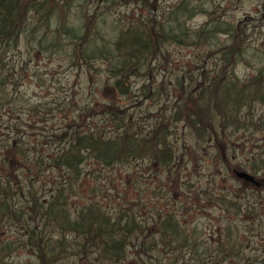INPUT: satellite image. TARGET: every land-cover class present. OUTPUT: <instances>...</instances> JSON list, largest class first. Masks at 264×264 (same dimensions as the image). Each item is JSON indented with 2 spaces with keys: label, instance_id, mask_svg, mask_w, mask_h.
Listing matches in <instances>:
<instances>
[{
  "label": "trees",
  "instance_id": "16d2710c",
  "mask_svg": "<svg viewBox=\"0 0 264 264\" xmlns=\"http://www.w3.org/2000/svg\"><path fill=\"white\" fill-rule=\"evenodd\" d=\"M192 1L157 15L148 0H0V229L16 228L0 239V264H16L8 257L17 248L35 264H264V29L256 48L245 43V22L213 16L191 30L184 23L202 8ZM98 2L105 10L141 2L147 14L131 12L117 28ZM23 39L38 52L61 51L69 67L88 70L101 59L118 101L133 96L132 77L141 79V100L166 91L152 67L165 44H211L207 57L216 59L209 69L194 61L186 83L174 78L177 96L156 115L121 101L74 113L64 96L53 109L68 112L56 119L50 105L17 93L21 73L39 79L14 71ZM252 59L255 68L239 77L237 64ZM235 167L258 186L236 181Z\"/></svg>",
  "mask_w": 264,
  "mask_h": 264
},
{
  "label": "rangeland",
  "instance_id": "374dc122",
  "mask_svg": "<svg viewBox=\"0 0 264 264\" xmlns=\"http://www.w3.org/2000/svg\"><path fill=\"white\" fill-rule=\"evenodd\" d=\"M114 2L118 0H113ZM168 2L167 10L165 6H159L157 8V15H172L175 5L180 0H164ZM195 4H200L201 9H197L195 14L192 15L184 25L191 30L199 29L201 25L212 18L213 16L218 17L220 21L226 23L235 24L237 22H245L248 27L247 35L245 37V43L248 47L256 48L259 46L262 33L264 29V0H193ZM100 5L98 8V14H102L101 18L108 25L111 19L118 21L117 28L124 25V23L129 18L128 17L133 13V17H140L145 13L142 9L139 10L138 6L133 5V3L120 4L117 5H108V9L104 8L103 2H98ZM102 9V10H101ZM162 9V10H161ZM206 12H202L203 10ZM107 11V12H106ZM169 11V12H168ZM132 12V13H131ZM122 15H126L123 17ZM128 17V18H127ZM71 18V17H70ZM75 18H72L74 20ZM106 28V27H105ZM111 34V33H109ZM218 42H224V36L219 34L217 36ZM214 50L213 45H178L174 43L165 44L162 51L164 52V57H157L155 62L152 64L153 71H155V78L157 80L163 79L166 87V91H160L158 98L152 102L150 99H142L140 92H136V87L140 84V78H130L129 82H132V89L134 91L133 96L130 97H119V101L116 99L114 93L110 88L112 79L107 77L105 64L101 59H96L92 62L93 68H76L69 67L67 57L64 53L55 52L51 53L49 50L43 48L39 49V52L35 49H29L25 40H20L18 44V50H13L12 60L14 71H27L28 74L35 73L39 79H34L33 76L23 75L18 77V80L15 79L16 90L19 96H22L26 102L34 103H47L52 109L53 117L56 119L62 118L64 112L67 110L56 111L53 109L55 100L61 101L64 96L73 98L76 102L74 109L77 111L80 109L79 106L87 104L89 102H98V103H116L125 106L132 104L131 109L137 114H142L143 110L148 109L151 111L149 115H156L155 109L161 105H169L172 99L177 96V87L175 83L171 82L176 77L183 76L182 80L186 83L189 80L187 69L192 70V78L196 75L197 70L195 69L196 63H201L202 60H205V68L209 69L216 59V55L213 53L207 57L208 53H211ZM251 50L246 49L244 56L249 53ZM22 60L26 61V69H22L20 64ZM255 68L253 65V59L250 66L239 62L235 68V73L239 76L247 75L251 70ZM78 71H89L84 72L83 75H78ZM24 106L18 108L21 111H24ZM23 117V114H21ZM4 118V117H3ZM222 143L215 144L212 149L213 159H215L219 154H221ZM237 159H245V155L242 151H237ZM236 161L232 163L235 165ZM247 172L248 169L238 168ZM236 180V179H235ZM238 181V180H236ZM239 182V181H238ZM206 222V218L201 217L199 223ZM16 234V228L9 226L7 224L2 225L0 229V239L3 238H13ZM12 262L16 264H35L36 259L34 255L29 250L17 248L9 254L8 257ZM81 261L75 260L73 257H66L59 260L56 264H80ZM83 264V263H82Z\"/></svg>",
  "mask_w": 264,
  "mask_h": 264
},
{
  "label": "water",
  "instance_id": "95a60500",
  "mask_svg": "<svg viewBox=\"0 0 264 264\" xmlns=\"http://www.w3.org/2000/svg\"><path fill=\"white\" fill-rule=\"evenodd\" d=\"M232 176L242 182L248 183L253 186H258V181L256 178L249 172L242 169H233L231 172Z\"/></svg>",
  "mask_w": 264,
  "mask_h": 264
},
{
  "label": "flooded vegetation",
  "instance_id": "af4514ba",
  "mask_svg": "<svg viewBox=\"0 0 264 264\" xmlns=\"http://www.w3.org/2000/svg\"><path fill=\"white\" fill-rule=\"evenodd\" d=\"M148 2L150 3V5H151V7H152V9L154 11V13H156L157 8L159 6H161V7L162 6H165V10H167V7H168V5H167L168 2L167 1L164 3V0H148ZM133 5L138 6L139 7V10L142 9L144 12L146 11L144 5L141 2L140 3H133Z\"/></svg>",
  "mask_w": 264,
  "mask_h": 264
}]
</instances>
